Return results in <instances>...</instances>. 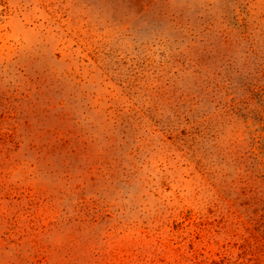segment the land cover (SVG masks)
<instances>
[{
  "label": "rangeland",
  "instance_id": "rangeland-1",
  "mask_svg": "<svg viewBox=\"0 0 264 264\" xmlns=\"http://www.w3.org/2000/svg\"><path fill=\"white\" fill-rule=\"evenodd\" d=\"M0 264H264V0H0Z\"/></svg>",
  "mask_w": 264,
  "mask_h": 264
}]
</instances>
